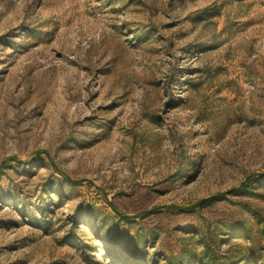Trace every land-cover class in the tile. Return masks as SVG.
Returning <instances> with one entry per match:
<instances>
[{"label":"rangeland","instance_id":"obj_1","mask_svg":"<svg viewBox=\"0 0 264 264\" xmlns=\"http://www.w3.org/2000/svg\"><path fill=\"white\" fill-rule=\"evenodd\" d=\"M0 264H264V0H0Z\"/></svg>","mask_w":264,"mask_h":264},{"label":"trees","instance_id":"obj_2","mask_svg":"<svg viewBox=\"0 0 264 264\" xmlns=\"http://www.w3.org/2000/svg\"><path fill=\"white\" fill-rule=\"evenodd\" d=\"M252 177H250L247 181H245V183H243L238 189L234 190V191H242L246 188H248L250 186V182H252ZM249 182V183H248ZM215 198H209V199H205V200H201L199 202H197L194 206L191 207H184V208H180L179 210L185 213H189L194 211L195 209H202L205 207H208Z\"/></svg>","mask_w":264,"mask_h":264}]
</instances>
